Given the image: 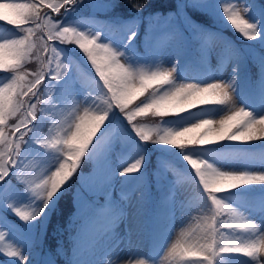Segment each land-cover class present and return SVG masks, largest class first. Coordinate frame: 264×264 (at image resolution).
I'll use <instances>...</instances> for the list:
<instances>
[{"label": "snow or ice", "instance_id": "6c2138e0", "mask_svg": "<svg viewBox=\"0 0 264 264\" xmlns=\"http://www.w3.org/2000/svg\"><path fill=\"white\" fill-rule=\"evenodd\" d=\"M80 2L82 0H31L30 3L2 0L0 2V21L8 25H27V27H20V32L24 33L21 38H13L17 34L11 29H6V32L11 33L10 35L0 36V50L10 53L7 59L0 58V70L4 73H12L10 78L0 77V84L3 85L0 86V125H5L9 117L15 120V123L8 127L7 132L5 128L0 127V184H5L11 175L23 186L25 193L34 197L33 204L39 202L38 208H32L31 205L14 207L13 202L5 197L4 206L19 220L28 224L41 216L53 202L57 193L61 189H66L68 186L66 181L77 171L81 158L86 154L90 157L95 154L93 150L97 148V145L93 137L97 135L102 125L110 123L113 106L125 114L128 123L132 125L133 131L141 141L152 139L155 144L182 147L185 143L208 145L215 141L225 140H264V115L253 118L252 113L244 108L238 111L233 110L231 115L218 122V127H209L199 139L184 141L179 140L178 137L189 131L200 129L204 125H213V120L202 119L192 128H184L179 133L164 130L163 135H160V130H158V139L138 128L132 123L134 118L148 112L155 117H166L170 113L183 112L186 107H192L195 104L224 105L235 92L236 73L242 58L238 51L225 43L217 50V53L221 67L232 64V76L229 81L219 80V82L208 83L205 87L192 83L177 85L173 77V72L176 71L175 64L168 69L137 70L127 61L122 63L121 60L125 57L124 51H118L113 44L101 42L99 33L91 34L72 27H62L61 20L52 19L50 13L60 15L63 9L64 14ZM221 3H223V13L236 32L249 41H257L260 38V31L257 27L259 21L252 23L245 18L244 14H248L249 8L243 2L229 4L220 0L219 6ZM177 4V11L181 14L188 4L204 6L203 0H177ZM133 6L137 11L143 7L142 5ZM190 27L196 33L195 38L201 41L204 31L195 25H190ZM113 30L120 29L113 26ZM124 31L128 33L124 41L126 48L136 37V31L134 28L129 30L128 26H124ZM56 41L60 44L78 46L87 60L91 62L95 73L103 82V87L107 89V94L101 93L104 96L103 106L93 107L95 101L92 100L91 93L84 96L79 103L70 92L59 100L54 97L55 85L64 79L69 70L68 66L61 62L60 54L53 46ZM171 44L179 47V34H166L159 41L160 47H167ZM199 51L206 63L210 50L201 46ZM29 59H35L42 66V70L25 72L24 65ZM252 60L258 70L257 84L264 88V57L253 56ZM53 61L55 67H53ZM9 79L11 82L6 83L5 81ZM46 79L48 82L44 83ZM164 86H168L169 90L161 92ZM17 88L20 89L19 92L16 91ZM149 89L152 91L149 97L141 102L142 106L137 104L134 109L129 108L137 97L144 95ZM42 97H44L43 100ZM89 100H92L91 104L88 103ZM84 105L87 106L84 107L83 115H80V107ZM126 109L130 114L125 112ZM44 112L49 113L47 124ZM86 119L92 123V127L87 134H82L81 125ZM46 126L48 127L47 133L43 131ZM56 132L61 134L56 135ZM210 133L214 134L212 138H209ZM29 140L40 149L51 148L57 154L64 155L63 161H57L58 167L47 178L37 179L24 173V162L30 156L25 151ZM65 148L68 149L67 152ZM107 156L108 149L105 148L103 153L97 156L96 161H103ZM183 159L195 170V176L199 178V183L203 186V191L197 193L201 200L199 211L210 214L212 222L207 223L199 234L195 235V243L178 244L172 248L170 254L180 257L187 254L201 256L195 264H215V258L222 254H242L249 258L250 264H264V229L226 205L216 195L245 185H264V173L222 171L206 159H200L194 154L185 153ZM69 160L71 163L68 162ZM142 162L143 156L141 155L134 162L126 163L122 170H109L107 166H101L86 182V188L105 198V206L95 213L96 223L101 225L99 231L95 233L97 239L110 231L119 218L117 215L109 216L113 178L116 176L123 177L125 180L133 178L140 173ZM133 196L137 202H142V193L135 190L122 192L121 200L129 203L133 201ZM171 200L172 197H169V202ZM208 201L211 202L212 208L208 207ZM77 203L81 213L89 210V205L81 201L79 193ZM224 210L243 218V229L246 231L242 235H232L234 230L240 227L239 224L219 219L218 214ZM256 210L264 213V208ZM4 240L5 231H0V251L15 257L19 264H26L28 257L24 255L22 247L13 248L11 244H5ZM47 264H55V257H48ZM107 264H116V261L107 259ZM128 264H134V262L128 261ZM135 264H146V262L140 259L135 261Z\"/></svg>", "mask_w": 264, "mask_h": 264}, {"label": "rangeland", "instance_id": "374dc122", "mask_svg": "<svg viewBox=\"0 0 264 264\" xmlns=\"http://www.w3.org/2000/svg\"><path fill=\"white\" fill-rule=\"evenodd\" d=\"M0 2H2V0H0ZM172 2L174 4L172 9L164 11L159 15L156 14L153 17V20L149 21L148 27H156L148 29V31L153 32V35L150 33L146 34V43H144L142 47L143 55L135 50L132 43H129L126 48L124 47V41L128 34L124 31V27V33L121 34V38L118 30L114 31L111 29L106 33H99L101 35V42L110 45L113 44L118 51L123 50L125 57L121 62L123 63L127 61L137 70L155 71L157 68L168 69L175 64L176 71L173 72V77L174 82L177 85L192 83L200 87H205L208 83L219 82V80H224L225 82L230 80L232 76V64L230 63L226 67L220 66L219 54L217 53L219 47L215 45L216 43H219L220 45L227 43L231 45L233 49L238 51L242 58L239 61L238 72L236 73L237 82L234 86L235 92L232 94L231 99L224 105L195 104L192 107H186L183 112L170 113L166 117H155L151 115L150 119H148L151 122V125L148 128H145L144 132L148 133L153 138L158 139V130H160V135H163L164 130L179 133L182 132L184 128H192L194 124L200 123L202 119L213 120L214 124L210 125V127H218V122L220 120L231 115L233 110L238 111L240 108H244L251 112L253 118H259L261 115H264V88H261L256 81L254 90H248L252 93L245 92V90H247L245 85L247 78L245 67L247 66V59L250 58V53L252 52L256 56L264 57V7L260 6L261 9L256 8L255 6L257 5L254 0H224L225 3L229 4L233 2H243L245 6L249 8L248 14H244L245 18H248L252 23L259 21L257 25L260 31V38L257 40L259 46H255L254 43L249 40L240 42L243 45L236 44L235 46L227 39L224 41L223 37L209 34L201 40V46L210 50L207 54L206 63L204 58L199 56L198 59L202 64V69L198 68L195 70L192 68H186L184 65V45L176 47L174 44H171L167 47H160L159 41L166 34H179L181 39L188 36L187 32L190 34L195 33L190 25L197 26V24L191 18L189 9L199 8L203 11L210 10L212 12L209 14L219 15L224 14L223 3L219 6L220 0H203L204 6L188 4L181 14L177 11V0H172ZM81 4L85 6H94L95 8L102 6L100 0H82V2H80V5ZM169 17L171 18L169 19ZM62 25L63 22L61 26ZM124 26H128L129 30L134 28V30L137 31V18L130 19ZM80 28L83 30L85 29L83 27ZM11 31L17 34L13 38H20L17 29H11ZM95 33L98 32H94V34ZM10 34V32H6V28L0 27V36ZM186 43V41L180 42V44ZM56 51L60 54L61 62L67 65L69 70L64 79L55 85L54 97L59 100L65 94L70 92L74 95V99L77 103H79L84 96L91 93L92 100L95 101L93 107L96 105L103 106L104 96L101 95V93L107 94V89L103 87V82L100 81L99 76L91 74L74 56H72L70 62L66 60L65 58H67L68 54L63 48L59 47ZM8 54L10 53L6 50H0V58L7 59ZM83 58L84 60H87V57L84 56ZM193 59L189 61H192ZM27 62L33 66H39V63H37L35 59H29ZM88 62L91 64L90 61ZM53 66L55 67L54 61ZM57 71H61V69H57ZM3 76L10 78L12 74L6 73L0 77ZM5 82L7 83L11 81L9 79ZM53 83H55V81H53ZM0 86L3 85L0 84ZM167 90H169L168 86H164V88L161 89V92ZM151 91L152 89H149L144 95L137 97V99L141 102L145 101L146 97H149ZM92 100H89L88 103L91 104ZM141 102L139 104L142 106ZM86 106L87 105L80 107V115H83L84 107ZM43 115L48 123L49 113L44 112ZM139 121L140 119H135L132 123L139 128ZM0 127L5 128L3 125ZM91 127L92 123L86 119L82 123L80 131L82 134H87L91 130ZM106 127L112 129L110 134H114L116 130L122 129L114 111L110 116V123L102 125L101 129L94 137V142L96 143L97 148L93 150L95 153L92 156L94 161L93 170L88 174H83L82 171H76L69 178L70 180L66 181V185H70L68 188L66 187L67 189L65 190V193L72 195L73 193L75 194L73 200L77 204L81 216L79 224L75 227L71 249L68 254L70 264H107V259H111V252H106V247L108 246L109 241V235L106 234H108L109 231L104 235L105 237L103 236L97 239L95 233L99 231L101 225L99 228L95 226V214L90 213L91 208H89L87 212L81 213L80 206H78L77 203L78 193L80 194L81 201L86 203L84 196L88 197L89 195V192L85 187L86 182L102 165L107 166L109 170H122V167L126 163L131 162L140 151H149V169L146 168V155L144 154L140 173L136 174L129 180L124 179L121 182L119 176L113 178L112 185L114 189L118 190L119 193H127L129 192L127 185L129 187L132 186L133 188L130 192H133L134 190L141 192L142 202H137L134 196L133 201L129 203H125L121 199L114 201L112 207H114L116 211H120V213L117 215L119 217L118 220L110 229L114 230L115 225L117 224L118 231H121L119 230L121 228L127 230L125 222L121 219L124 217V214H130L131 212L141 209L145 211V215L148 216L150 212L149 210L153 209L158 220L164 224L167 236L163 239L154 241H142L139 238H134V244L141 250V252H143V249L146 247H157L159 242H165L163 249H160L159 253L154 254L158 256L159 260L151 262L150 259L143 258L142 260H144L146 264H156V262L157 264H195L196 261L201 259V256L199 255L187 254L180 257L178 255L170 254L172 248L178 244L186 245L195 243V235L199 234L200 230L204 228L207 223L212 222L210 214L201 213L199 211L201 200L197 193L203 191V186L199 184V178L195 176V170L192 167L191 170L188 168L187 161L183 159V154L198 155L200 159H206L209 163H212L222 171L264 173V161H262V158H264V140L261 139L255 141H235L233 146L227 148H217L214 146L224 142L234 141H215L208 145L194 143L192 148H187L182 151H177L175 149L170 152L160 151L153 147H148L147 143H142V148L141 146L136 148L139 151L128 153L123 157V163L120 161L117 165L113 164L109 150L108 156L103 161L98 162L96 161L97 156L103 153L109 142L114 148H121L130 144V136L126 133H124L119 139L113 136L111 140H107L104 134L101 135ZM126 127L129 132L135 134L132 125L127 123ZM5 131L7 132V128H5ZM43 131L47 133L48 127L46 126ZM233 131H235V129H233ZM194 132L195 130L189 131L183 135L192 134ZM55 134L60 135L61 133L56 132ZM213 135L214 134L210 133L209 138H212ZM192 137L190 136L189 139H192ZM157 145L163 148L170 147V145ZM133 149H135V147ZM25 151L30 154V156L24 162V173L29 177H35L37 179L50 176L58 167L57 161L59 160L62 162L64 159V155L57 154L54 149H40L33 143L31 146L26 147ZM67 151L68 149L65 148V152ZM163 153H167L170 157L162 155ZM68 162L71 163L70 160ZM79 167L83 168V171L86 169V165L83 164H79L78 168ZM84 173L86 172L84 171ZM169 187H172L174 191L169 192ZM242 187L247 189V193H243L240 196H235V194L227 195L225 192L228 190H226L223 193L216 194L217 198L221 199L229 207L237 210V212L246 216L249 221L262 226L264 213H260L256 209L261 207L264 208V195L259 192H264V185H245ZM5 197L13 202L14 207L28 205H31L32 208L39 207V202H36L35 204L32 203L34 197H31L30 194L24 192L23 186L18 183L15 177H8L5 184H0V208L4 207L8 210L4 206ZM169 197H172L171 202H169ZM207 204L208 207H213L210 201H208ZM218 216L221 220L234 222L240 225L239 228L234 230L232 234L233 236L242 235L244 231H246L243 229L244 221L242 217L234 216L231 213H228L227 210L220 212ZM133 217L137 220L139 219L136 215H133ZM39 219L40 217L25 224L24 221L17 220L16 218H13L12 220L8 218L7 215L3 216L0 214V231H5L4 243L11 244L13 248L22 247L24 255L28 257L26 264H47V257L38 248L43 231V226L39 227L38 225ZM261 229L263 228L261 227ZM227 235L228 234L226 233V236ZM229 242H231V240H229ZM137 248L134 249L133 254L118 256L113 261H116V264H128V261H133L135 264V261L138 260ZM0 252V264H3V262L19 264V261L15 257L6 255L4 251ZM215 264H250V261L248 257H244L242 254H222L215 258Z\"/></svg>", "mask_w": 264, "mask_h": 264}, {"label": "trees", "instance_id": "16d2710c", "mask_svg": "<svg viewBox=\"0 0 264 264\" xmlns=\"http://www.w3.org/2000/svg\"><path fill=\"white\" fill-rule=\"evenodd\" d=\"M133 3H136V4H141L142 3V0H131ZM156 2H165L164 0H155ZM168 1H170V0H168ZM262 2H264V0H261ZM203 16H205V15H199L198 14V12H197V18L200 20V21H204L205 20V18L203 17ZM219 17L225 22V16H220L219 15ZM225 24H231V22H225ZM41 66V65H40ZM148 113H150V112H148ZM148 114H143V115H140V117H146ZM205 132V130H204V128L202 127V128H200V129H197V130H195V132L194 133H192V134H185V135H183V136H179L178 137V139L179 140H184V141H187L189 138H190V136L192 137V139H197V138H200V136L203 134ZM151 136V135H150ZM150 142H151V144H153L155 147H158V148H161V149H164L163 147H160V146H158L157 144H155V143H153V140L152 139H150L149 140ZM184 145H187V143H185ZM163 146H166V145H163ZM172 146H176V145H170V147H172ZM64 207V206H63ZM63 207H61V208H63ZM44 219V217L42 218V220ZM46 226H49V225H51L52 227H55L56 226V221L54 220V218L53 217H50V218H48L46 221H45V223H44ZM62 247L63 246H59V245H57V246H55V249H56V255H59L60 253H61V250H62Z\"/></svg>", "mask_w": 264, "mask_h": 264}]
</instances>
